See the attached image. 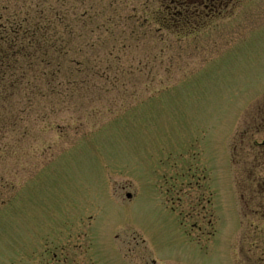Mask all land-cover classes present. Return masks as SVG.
<instances>
[{"label":"rangeland","instance_id":"374dc122","mask_svg":"<svg viewBox=\"0 0 264 264\" xmlns=\"http://www.w3.org/2000/svg\"><path fill=\"white\" fill-rule=\"evenodd\" d=\"M84 1L89 68L0 142V264H264V0L191 36Z\"/></svg>","mask_w":264,"mask_h":264},{"label":"trees","instance_id":"16d2710c","mask_svg":"<svg viewBox=\"0 0 264 264\" xmlns=\"http://www.w3.org/2000/svg\"><path fill=\"white\" fill-rule=\"evenodd\" d=\"M149 3L152 4L151 22L159 29L183 36L203 28L211 20L203 13L218 5L185 0ZM93 6L84 0L74 4L65 0L54 3L38 0L29 5L21 1L13 7H0L1 143L4 144L9 134L18 140L25 133L23 124L32 111L39 110L43 98H60V88L74 86V73L86 63L73 57L75 29L91 22ZM82 53H77L76 57L80 58Z\"/></svg>","mask_w":264,"mask_h":264},{"label":"flooded vegetation","instance_id":"af4514ba","mask_svg":"<svg viewBox=\"0 0 264 264\" xmlns=\"http://www.w3.org/2000/svg\"><path fill=\"white\" fill-rule=\"evenodd\" d=\"M155 1L159 2V0H155ZM172 1L174 0H170V2ZM185 1L189 3H199V4H206V3H216L217 4L218 3L217 6H213V9H211L212 7L210 9L206 8L208 11L206 15L214 18V17L222 16L224 13H227L228 11L232 10L235 0H226V3L224 4H223V2H225L224 0H185ZM260 113H261V116H263L264 109H261ZM261 147H264V144L261 146L257 143H254V146L252 148L253 150H257ZM260 185H263L264 187V182L261 181Z\"/></svg>","mask_w":264,"mask_h":264}]
</instances>
